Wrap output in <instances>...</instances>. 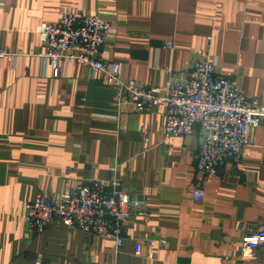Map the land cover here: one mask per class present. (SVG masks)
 <instances>
[{
	"label": "crops",
	"instance_id": "0c3cea01",
	"mask_svg": "<svg viewBox=\"0 0 264 264\" xmlns=\"http://www.w3.org/2000/svg\"><path fill=\"white\" fill-rule=\"evenodd\" d=\"M69 11L110 13L117 34L104 57L127 79L160 84L209 54L264 104V0H0V46L23 53L0 61V264H264V250L243 248L264 223V126L241 161L202 175L197 134L166 140L163 111L121 113L100 73L71 65L58 75L40 56L37 28ZM112 177L148 201L121 248L65 224L29 231L24 205L39 192Z\"/></svg>",
	"mask_w": 264,
	"mask_h": 264
},
{
	"label": "built area",
	"instance_id": "2783aa9c",
	"mask_svg": "<svg viewBox=\"0 0 264 264\" xmlns=\"http://www.w3.org/2000/svg\"><path fill=\"white\" fill-rule=\"evenodd\" d=\"M106 12L77 15L64 13L52 23L37 28L45 58L58 75L71 65H84L91 76L98 73L102 82L116 91L121 113L163 111L166 123L163 136L197 134L200 138L197 170L206 177L216 175L226 160L241 161L253 144L252 129L264 126V104L245 95L239 82L220 72L218 59L209 54L192 60L185 73H172L163 83H138L123 75V64L108 61L104 49L117 34ZM166 49H173L172 41ZM22 51L13 52L0 46V61H16ZM149 136H146V143ZM204 187L195 190L203 200ZM148 213V201L125 192L118 178H85L63 193L39 192L33 202L24 205L23 218L30 232L65 224L84 233L115 241L118 248L125 242L124 227L132 216ZM146 239L148 236L146 235ZM243 248L251 253L264 250V223L250 227L243 237ZM142 242L136 244L141 255Z\"/></svg>",
	"mask_w": 264,
	"mask_h": 264
}]
</instances>
